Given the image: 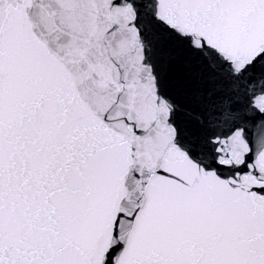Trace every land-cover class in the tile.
Segmentation results:
<instances>
[{
  "label": "snow or ice",
  "instance_id": "6c2138e0",
  "mask_svg": "<svg viewBox=\"0 0 264 264\" xmlns=\"http://www.w3.org/2000/svg\"><path fill=\"white\" fill-rule=\"evenodd\" d=\"M0 264H264V0H0Z\"/></svg>",
  "mask_w": 264,
  "mask_h": 264
}]
</instances>
